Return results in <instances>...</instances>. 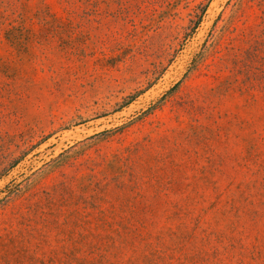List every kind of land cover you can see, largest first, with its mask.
<instances>
[{"label": "rangeland", "instance_id": "1", "mask_svg": "<svg viewBox=\"0 0 264 264\" xmlns=\"http://www.w3.org/2000/svg\"><path fill=\"white\" fill-rule=\"evenodd\" d=\"M0 264H264V0H0Z\"/></svg>", "mask_w": 264, "mask_h": 264}]
</instances>
